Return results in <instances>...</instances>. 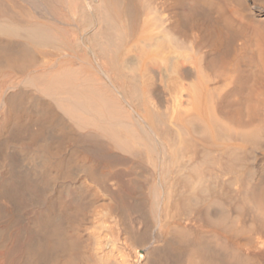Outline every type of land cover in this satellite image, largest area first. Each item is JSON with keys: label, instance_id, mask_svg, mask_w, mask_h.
Here are the masks:
<instances>
[{"label": "bare ground", "instance_id": "obj_1", "mask_svg": "<svg viewBox=\"0 0 264 264\" xmlns=\"http://www.w3.org/2000/svg\"><path fill=\"white\" fill-rule=\"evenodd\" d=\"M0 264H264V0H0Z\"/></svg>", "mask_w": 264, "mask_h": 264}]
</instances>
